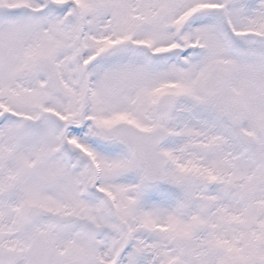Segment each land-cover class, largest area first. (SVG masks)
I'll return each mask as SVG.
<instances>
[{
  "label": "snow or ice",
  "instance_id": "1",
  "mask_svg": "<svg viewBox=\"0 0 264 264\" xmlns=\"http://www.w3.org/2000/svg\"><path fill=\"white\" fill-rule=\"evenodd\" d=\"M0 264H264V0H0Z\"/></svg>",
  "mask_w": 264,
  "mask_h": 264
}]
</instances>
